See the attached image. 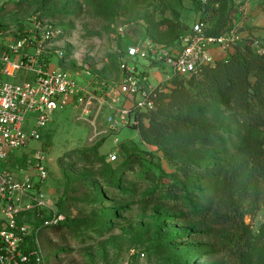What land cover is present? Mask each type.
<instances>
[{
    "label": "rangeland",
    "instance_id": "obj_1",
    "mask_svg": "<svg viewBox=\"0 0 264 264\" xmlns=\"http://www.w3.org/2000/svg\"><path fill=\"white\" fill-rule=\"evenodd\" d=\"M220 1L203 16L195 13L190 0H0V34L13 39L40 14L64 32L53 44L59 52L52 56L53 65L70 73L78 85H90L93 96L100 97L107 85L120 81V57L128 47L145 40L177 45L201 19L205 31L214 34L221 12L226 19L222 32L236 28L264 46V0ZM147 63L139 59L137 65ZM156 67L171 72L168 66ZM119 99L114 108H93L87 115L73 100L56 115L40 143L13 154L19 155L10 163L16 174L27 170V155H47V192L54 213L64 219L88 218L73 232L50 228L40 235L46 263L233 264L221 248L230 229L212 224L223 213L220 189L225 174L234 175L233 197L256 248L264 252V181L239 169L223 149L177 155L147 143L133 128L132 102ZM121 108L131 109L129 124L119 125L116 110ZM209 118L237 134L234 112L214 107ZM83 153H96L94 161L100 164L84 160ZM113 156L116 161H111ZM136 157L140 162L132 165ZM207 159L222 169L194 168L193 162ZM108 165L121 173L116 187L109 183ZM122 165L127 170L121 172ZM170 186L177 188L176 199L161 200V192ZM183 187L192 191L190 197ZM202 211L211 221L202 220Z\"/></svg>",
    "mask_w": 264,
    "mask_h": 264
},
{
    "label": "built area",
    "instance_id": "obj_2",
    "mask_svg": "<svg viewBox=\"0 0 264 264\" xmlns=\"http://www.w3.org/2000/svg\"><path fill=\"white\" fill-rule=\"evenodd\" d=\"M63 36L62 29L40 14L15 38L4 39L0 34V264H47L40 235L64 220L54 213L48 196L47 155L41 151L27 155V170L16 174L10 167L19 158L15 152L40 143L56 115L75 99L87 115L94 109L114 108L124 97L133 104L132 123L137 125L136 114L155 110V87L145 70L138 68L139 59L168 66L173 76L189 79L199 69L215 64L216 49L228 54L244 39L236 28L220 36L209 35L199 20L175 47L151 40L139 42L120 57V81L106 84V91L94 97L90 85H78L70 73L53 65L52 56L59 55L53 44ZM116 111L119 125L129 124L131 109Z\"/></svg>",
    "mask_w": 264,
    "mask_h": 264
},
{
    "label": "trees",
    "instance_id": "obj_3",
    "mask_svg": "<svg viewBox=\"0 0 264 264\" xmlns=\"http://www.w3.org/2000/svg\"><path fill=\"white\" fill-rule=\"evenodd\" d=\"M190 1L195 13L203 12V16L213 11V5H221L220 0ZM224 14L225 12H221L217 21V30L214 34L208 33L209 35L220 36L226 33L222 32L226 21ZM179 40L180 37L177 44ZM256 43H259L256 37L247 35L225 59L199 69L189 79L174 76L155 87V110L136 114L138 124L133 128L139 131L147 143L177 155H192L196 150L223 149L233 156L239 169L264 181V54L259 52ZM160 46L175 47L176 44ZM259 48L264 50L260 43ZM214 107L234 112L239 118L237 134L228 132L226 128L210 120L209 113ZM82 158L88 162L98 160L96 153H83ZM94 162L100 164L101 161ZM139 162L140 158L136 157L132 165H138ZM192 164L194 168L201 170L222 169V166L208 159ZM122 166L121 172L127 170L125 165ZM108 169L110 185L118 186L120 171L109 165ZM233 181L234 175H224L220 189L223 213L216 215L212 221L213 225L230 229V234L221 247L222 251L233 264H264V252L260 254L256 248L251 228L246 225L241 209L233 197ZM183 190L187 196L192 195L189 188L183 187ZM175 192L177 188L170 186L167 191L161 192V200L176 199ZM224 202H228L226 204L229 207L223 205ZM200 215L202 220L211 221V216L206 211H202ZM87 220L88 218H65L52 228L57 232H73L85 226ZM261 238L264 241V227Z\"/></svg>",
    "mask_w": 264,
    "mask_h": 264
},
{
    "label": "crops",
    "instance_id": "obj_4",
    "mask_svg": "<svg viewBox=\"0 0 264 264\" xmlns=\"http://www.w3.org/2000/svg\"><path fill=\"white\" fill-rule=\"evenodd\" d=\"M229 53H233V51H230ZM214 56H215L216 60H223L227 57V54L220 49H216L214 51ZM138 68H139V66H138ZM139 69L145 70V72L148 74L150 84L153 87H157L160 84H162L163 82L168 81L174 77L172 75V72H169L165 68H163V70H160L158 67L153 66L150 63L143 65L142 68H139Z\"/></svg>",
    "mask_w": 264,
    "mask_h": 264
}]
</instances>
